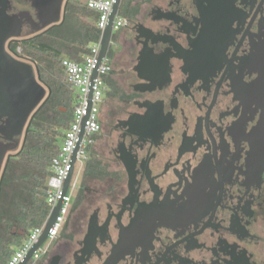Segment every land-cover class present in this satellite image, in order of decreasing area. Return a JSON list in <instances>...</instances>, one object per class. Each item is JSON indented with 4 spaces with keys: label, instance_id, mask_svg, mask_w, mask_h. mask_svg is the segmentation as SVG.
I'll use <instances>...</instances> for the list:
<instances>
[{
    "label": "flooded vegetation",
    "instance_id": "flooded-vegetation-1",
    "mask_svg": "<svg viewBox=\"0 0 264 264\" xmlns=\"http://www.w3.org/2000/svg\"><path fill=\"white\" fill-rule=\"evenodd\" d=\"M15 4L31 32L35 7ZM136 9L110 47L106 170L82 173L81 202L27 264H264V0ZM36 113L5 153L1 190ZM9 143L0 135V152Z\"/></svg>",
    "mask_w": 264,
    "mask_h": 264
},
{
    "label": "trees",
    "instance_id": "trees-1",
    "mask_svg": "<svg viewBox=\"0 0 264 264\" xmlns=\"http://www.w3.org/2000/svg\"><path fill=\"white\" fill-rule=\"evenodd\" d=\"M87 9V6L69 0L62 23L53 25L43 33L20 38L12 44L14 49L21 46L22 56L37 65L40 80L50 91L35 115L25 147L15 160L20 167L10 166L2 184L0 264H6L12 256V245L17 248L26 239L23 233H18V229L26 231L41 226L49 215L50 206L45 190L48 178L53 174L52 158L60 151L59 140L64 137L62 130H66L73 119L75 101L73 90L64 81L61 60L67 56L81 61V54L87 52L100 37V30L95 23L81 20L80 14L89 13ZM89 15L97 19L96 12H90ZM127 15L131 16L132 13L127 12ZM105 79L111 81L107 76ZM99 137L100 134H97L95 140ZM93 145L89 147L90 158L84 165L83 173L85 176L101 177L107 166L94 152ZM81 200L82 194L72 205L71 211Z\"/></svg>",
    "mask_w": 264,
    "mask_h": 264
},
{
    "label": "built area",
    "instance_id": "built-area-1",
    "mask_svg": "<svg viewBox=\"0 0 264 264\" xmlns=\"http://www.w3.org/2000/svg\"><path fill=\"white\" fill-rule=\"evenodd\" d=\"M118 0H88L87 6L98 14L96 25L100 30L99 39L92 43L89 50L82 54L81 61L69 57L62 58L64 69V81L74 92V112L64 134L59 153L52 158L51 167L53 174L48 178L46 188V200L50 206V213L61 201L57 218L49 229L45 241L33 252L32 263L40 260L50 249L58 237L66 216L70 212L73 202V191L78 186V175L73 177L64 194V184L71 169L72 157L76 155V163L82 166L90 158L89 147L95 143V136L100 134L101 107L104 102V95L107 91L105 77L111 70L110 47L114 44L113 34L119 31L129 19L118 11L112 20V38L110 40L107 54L100 59L102 49L103 33L110 23L114 6ZM122 0H119V6ZM8 51L15 57L26 60L22 56L21 46L15 49L7 45ZM29 61V60H26ZM31 62V61H29ZM95 74V76H94ZM82 134V136H81ZM75 172V170H74ZM49 215L41 226L33 227L17 247L6 264H20L28 255L34 245L40 240L48 221Z\"/></svg>",
    "mask_w": 264,
    "mask_h": 264
},
{
    "label": "water",
    "instance_id": "water-1",
    "mask_svg": "<svg viewBox=\"0 0 264 264\" xmlns=\"http://www.w3.org/2000/svg\"><path fill=\"white\" fill-rule=\"evenodd\" d=\"M31 1L36 9L37 23L31 32H23V11L10 13L9 10L16 8L17 0H0V135L11 141L6 148L0 152V170L5 153L9 149L18 145L19 137L24 131L28 119L32 120L34 114L41 108L49 96V88L40 80L39 69L33 62L19 59L8 51L7 45L11 41L23 37H30L43 33L53 25L64 21L68 0H28ZM119 0L116 2L110 23L103 33L102 49L100 59H102L109 49L112 38V20L118 11ZM144 49L149 50L145 47ZM95 76V74H94ZM30 124V121H29ZM29 125L26 127L27 133ZM82 136V134H81ZM14 141V143H12ZM264 151V147H263ZM76 155L74 154L71 162V169L64 184V194L75 170ZM0 180V191H1ZM61 201L50 213L45 230L40 240L34 245L28 255L20 264H27L35 249H37L47 238L49 229L54 224Z\"/></svg>",
    "mask_w": 264,
    "mask_h": 264
},
{
    "label": "rangeland",
    "instance_id": "rangeland-1",
    "mask_svg": "<svg viewBox=\"0 0 264 264\" xmlns=\"http://www.w3.org/2000/svg\"><path fill=\"white\" fill-rule=\"evenodd\" d=\"M73 1H75V2H77V3H79V4H81V5H85V4L87 3L88 0H73ZM122 2H123V0H122ZM122 2H121V6H122ZM119 10H120V8H119ZM119 14L124 15V13L121 12V10L119 11ZM117 32H118V31H115L114 34H113V38H115V39H116L117 36H118V35H116ZM115 35H116V37H115ZM23 38H25V37H23ZM65 57H67V56H65ZM116 67H119V66L117 65ZM62 132L65 134L66 130L63 129ZM61 141H62V138L59 140V144L62 143ZM106 147H107L106 137L103 136V135H102V136L100 135V137L97 138V139L95 140V143H94V145H93V150H94L95 153L97 152L98 154H100V155L103 156V154H107ZM17 166H19V165H17ZM19 167H20V166H19ZM83 170H84V166H82L79 162H77V163H76V166H75V172H74V175H75V176L78 175V184L80 183L79 181H80V179H81V176H82ZM89 181H90V182H93L92 185H95V184L98 183L97 186L95 185L96 187H102V186H103L102 182H101V183H100V182H95V181H92L91 179H88V180H87L88 184H90ZM77 189H78V187H76V188L74 189V191H73V196H74V197H75L76 194H77V191H78ZM71 207H72V204H71ZM70 209H71V208H70ZM29 231H30V230H29Z\"/></svg>",
    "mask_w": 264,
    "mask_h": 264
},
{
    "label": "crops",
    "instance_id": "crops-1",
    "mask_svg": "<svg viewBox=\"0 0 264 264\" xmlns=\"http://www.w3.org/2000/svg\"><path fill=\"white\" fill-rule=\"evenodd\" d=\"M71 1L75 3V1H73V0H71ZM76 3H77V2H76ZM78 4H79V3H78ZM138 4H139V0H123V2H122V6H121V4H120L119 8H120L121 12L124 13L123 16H125V17H130V16L127 15V12H131V13H132L131 16H133V14L135 13V11H137L136 6H137ZM83 6H87V3H86L85 5H83ZM87 7H88V6H87ZM120 10H119V11H120ZM87 11H88L89 13H87V14H80V16H81V20H84V21H86V22H88V23H95V24H96L97 19L94 20V18H93L91 15H89L90 12H96V11L90 9L89 7H88ZM96 13H97V12H96ZM97 17H98V14H97ZM118 33H119V31L117 32V35H118ZM117 37H118V36H117ZM83 54H84V53H83ZM81 56H82V54H81ZM103 103H104V102H103ZM102 105H103V104H102ZM101 109H102V107H101Z\"/></svg>",
    "mask_w": 264,
    "mask_h": 264
}]
</instances>
